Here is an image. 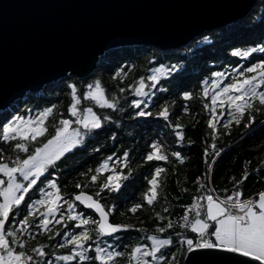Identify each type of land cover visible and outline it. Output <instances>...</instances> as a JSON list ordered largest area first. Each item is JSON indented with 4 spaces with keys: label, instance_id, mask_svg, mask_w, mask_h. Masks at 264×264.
Listing matches in <instances>:
<instances>
[{
    "label": "snow or ice",
    "instance_id": "obj_1",
    "mask_svg": "<svg viewBox=\"0 0 264 264\" xmlns=\"http://www.w3.org/2000/svg\"><path fill=\"white\" fill-rule=\"evenodd\" d=\"M203 40L207 41L208 36H204ZM255 52L264 53V44L245 49L236 48L231 55L245 59ZM176 70L177 65H172L163 76L170 77ZM232 72L234 74L225 79V72L213 71L210 83L208 79L201 81V94L206 100L203 107L209 110L207 125L213 140L212 152L206 149L204 155L206 158L210 156L213 162L220 155L214 142L218 125L222 124L227 130L233 124L244 122V127L248 129L254 124L256 114L264 113V58L250 62L247 66L233 67ZM124 74V70L119 69L113 78ZM160 80L161 71L157 69L151 75L141 76L134 84L127 86L135 97L130 101L134 117L153 116L149 104L156 95L153 90L159 85L161 92L168 91L160 84ZM67 89L70 95L67 108L69 118L61 115L52 125L51 133L47 121L53 115L56 105L45 107L28 118L13 116L10 121L0 125V140L15 154L6 155V150L0 147V264H53L50 256H55L57 261L73 264H119L118 258H126L125 264H177L176 252L171 251L174 244L171 234L167 238L148 235L146 239L151 242L150 245L124 244V250H120L121 245L115 241L106 247L96 243L94 249L92 243H89L99 241L101 237L116 236L122 231L135 229L143 232L144 229L111 222L110 216L116 206L101 202L108 194H119L126 186L125 181L131 179L128 150H124L120 156L113 153L102 159L95 169L81 172L79 175L86 177L87 182L78 180L75 188L79 191L72 194L62 192L57 181L50 178L52 173L49 169L57 168V162L66 153L83 146L86 138L95 139L103 134L113 120L112 113L125 111L117 94L114 93L111 98L106 95L100 80L88 83L82 96L75 82L67 83ZM125 91L124 87L118 88L120 94ZM180 95L186 101L193 98V93L189 91H183ZM82 99L91 100L99 108L111 110V113L98 114L92 107L81 108ZM217 109H220L219 113ZM187 110L185 107L184 111ZM224 115L227 116V122L219 119ZM155 116L174 130L178 140L184 139L183 132L179 130L183 125L171 122L169 103L159 106ZM32 144L36 146L30 148ZM149 148L143 157L145 163L169 160V155L158 141H152ZM171 156L183 160L179 151L171 152ZM205 163L209 169L212 168L207 159ZM125 168L129 169L127 173ZM164 172L163 167L154 168L151 179L147 180L149 187L142 194L144 203L132 204L128 212L135 215L146 204L153 207L158 221H165L157 225V233L163 234L174 228L183 230L176 233L179 241L177 252L181 255L187 253L189 258L213 257L212 264H264V190L251 197L243 196L242 183L248 177L247 172L235 181L231 192L225 189L226 194L222 197L213 194L215 189L209 188L206 193L203 192L207 187L206 182L201 183L197 177L196 184L201 193L194 195L190 203L182 205L183 214L176 222L154 209L157 189L160 187L158 178ZM92 186L95 191L91 193L83 190ZM37 192L38 198H34ZM163 211L168 212L169 209L164 208ZM13 221L16 227H9ZM56 225L59 227L56 228ZM34 232L47 233L48 240L55 241V244L37 243L28 249L27 241L22 237ZM56 237L64 239L57 241ZM50 246L70 251L67 255H55L47 250ZM90 250L94 251V255L90 254Z\"/></svg>",
    "mask_w": 264,
    "mask_h": 264
},
{
    "label": "trees",
    "instance_id": "obj_2",
    "mask_svg": "<svg viewBox=\"0 0 264 264\" xmlns=\"http://www.w3.org/2000/svg\"><path fill=\"white\" fill-rule=\"evenodd\" d=\"M204 36H208L207 41L203 40ZM260 44H264V0H258L247 18L197 37L188 46L180 49L162 51L157 47L136 46L109 50L101 58L97 70L93 74L82 79L68 75L56 83L47 85L41 93L27 94L23 100L0 113V125L10 121L13 116L21 115L28 118L35 116L45 107L56 105L53 115L47 121L51 133L52 125L61 118V115L64 118H69L67 108L70 103V95L67 83L75 82L82 96L86 85L91 83L92 79L100 80L106 95L111 98L114 93L117 94L125 111L112 113L113 120L103 134L96 136L95 139H87L83 146L66 153L65 157L57 162V168L49 169V172L52 173L50 178L57 181L62 192L72 194L79 191L75 188V183L78 180L82 183L87 182L86 177L79 175L81 172H86L90 168L95 169L102 159L113 153L120 156L124 150H128L130 152L128 164L130 165L131 179L125 181L126 186L119 194H108L101 202L116 206L111 215L113 223L131 224L135 228H143L144 231L137 232L135 229H131L122 234L101 237L99 241H90L89 243H92L94 249L96 243H99L101 247H106L115 241L121 245L120 250H124L122 247L124 244L150 245L151 242L146 239L148 235L167 238L171 234L174 241L171 251L176 252L177 264H185L187 253L181 255L177 252L179 241L176 236L177 232L183 230L174 228L163 234L157 233V225H162L165 221L156 219L153 207H148L145 204V207L138 210L135 215L128 212L127 209L134 203H144L142 194L149 187L147 180L151 179L156 166L163 167L165 172L158 178L160 187L157 189L158 197L154 202V209L174 222L178 221L183 214L182 205L190 203L194 195L201 193L199 185L196 184L197 177L201 179V183L206 182L207 187L202 190L203 192L206 193L209 188L215 189L213 194L221 197L226 194L225 189L229 192L233 190L235 181L240 180L245 172L248 174L247 179L242 183L245 198L264 190V113H257L254 124L248 129L244 127V122L240 125L233 124L227 130L223 128L222 124L218 125L217 138L214 142L220 155L213 162L210 156L206 158L204 155L206 149L209 153L212 152L213 140L209 135L211 130L207 125L209 110L203 107L206 100L201 94V81L208 79L210 83L211 72H225V79H228L230 75L234 74L233 67L247 66L250 62L264 58V53L260 52L252 53L245 59L231 55V52L236 48L245 49ZM172 65H177V70L172 73V76L164 77L163 73L169 70ZM119 69H123L125 74L113 78ZM157 69L161 71L160 84L168 91L161 92L159 85L157 89L153 90L156 95L149 101L150 110L153 112L152 117H134L130 101L135 97L127 86L134 84L141 76L151 75ZM146 83L150 82L146 81ZM119 87H124L125 93L120 94ZM183 91L193 93V98L184 100L180 95ZM165 102L170 105L171 122L183 125L179 129L183 132V140H178L174 130L168 127L165 121L155 116L159 106ZM85 105L92 106L98 114L111 113V110L101 109L95 104ZM185 107L188 109L187 112L184 111ZM217 111L219 113L220 109ZM219 119L222 122H227L226 115L220 116ZM0 134H2V128H0ZM113 134H115L114 139L112 138ZM152 141H158L163 145L165 152L169 155L168 161L144 162L143 157L150 150L149 144ZM34 146L36 145L32 144L30 148ZM0 147L6 150V155H15L2 140H0ZM96 148L100 150L94 151ZM173 151H179L183 160L180 161L172 157L171 152ZM113 159L115 160L116 157L114 156ZM206 159L212 164L211 169L205 163ZM124 171L127 173L129 169L125 168ZM83 190L91 193L95 191V188L92 186ZM38 195L37 192L34 198H38ZM164 208H168L169 211L164 212ZM121 213L124 214L121 215ZM9 227H16L15 221ZM186 234L190 235V233ZM93 237L95 241L94 232ZM22 238L26 239L28 249L37 243L55 244V241L48 240L47 233L36 234L34 232L32 235ZM62 239L64 238L56 237L57 241ZM47 250L54 252L55 255H67L70 251L54 246L48 247ZM90 254L94 255V251L90 250ZM49 259L53 264H73V262L57 261L55 256H50ZM125 259L118 258L119 264H125Z\"/></svg>",
    "mask_w": 264,
    "mask_h": 264
},
{
    "label": "water",
    "instance_id": "obj_3",
    "mask_svg": "<svg viewBox=\"0 0 264 264\" xmlns=\"http://www.w3.org/2000/svg\"><path fill=\"white\" fill-rule=\"evenodd\" d=\"M257 3L0 0V113L68 75L90 76L109 50L136 46L180 49L197 37L247 18ZM213 260L187 254L185 264H212Z\"/></svg>",
    "mask_w": 264,
    "mask_h": 264
},
{
    "label": "rangeland",
    "instance_id": "obj_4",
    "mask_svg": "<svg viewBox=\"0 0 264 264\" xmlns=\"http://www.w3.org/2000/svg\"><path fill=\"white\" fill-rule=\"evenodd\" d=\"M94 81H96V79H92V82L91 83H94ZM51 85V84H50ZM42 92V91H41ZM40 92V93H41ZM106 92V91H105ZM89 103H91V104H95L94 102H92L91 100H81V104H80V107L81 108H86V107H90V106H86L85 104H89ZM96 105V104H95ZM92 107V106H91ZM93 108V107H92ZM94 110V109H93ZM95 111V110H94ZM73 126H75V125H73ZM86 141H87V138H86ZM79 147V146H78Z\"/></svg>",
    "mask_w": 264,
    "mask_h": 264
}]
</instances>
